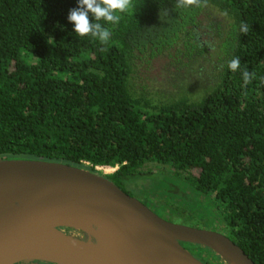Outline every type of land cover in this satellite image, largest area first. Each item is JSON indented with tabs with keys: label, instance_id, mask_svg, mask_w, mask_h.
Instances as JSON below:
<instances>
[{
	"label": "trees",
	"instance_id": "trees-1",
	"mask_svg": "<svg viewBox=\"0 0 264 264\" xmlns=\"http://www.w3.org/2000/svg\"><path fill=\"white\" fill-rule=\"evenodd\" d=\"M132 4L118 24L101 21L103 45L74 33L77 0H0V158L117 166L107 177L125 192L145 164L170 166L214 195L225 234L264 264V0ZM208 8L224 16L210 25L214 60L197 35ZM164 52L209 62L200 89L152 95L136 84L139 65ZM233 57L257 79L244 86L242 69L227 67Z\"/></svg>",
	"mask_w": 264,
	"mask_h": 264
},
{
	"label": "water",
	"instance_id": "water-1",
	"mask_svg": "<svg viewBox=\"0 0 264 264\" xmlns=\"http://www.w3.org/2000/svg\"><path fill=\"white\" fill-rule=\"evenodd\" d=\"M254 264L226 234L168 221L107 175L43 159L0 158V264Z\"/></svg>",
	"mask_w": 264,
	"mask_h": 264
},
{
	"label": "rangeland",
	"instance_id": "rangeland-1",
	"mask_svg": "<svg viewBox=\"0 0 264 264\" xmlns=\"http://www.w3.org/2000/svg\"><path fill=\"white\" fill-rule=\"evenodd\" d=\"M223 14L214 9H206L200 16V28L197 35L203 44H207L212 60L218 51L215 47L216 35L210 25L223 19ZM209 62L199 59L192 65L173 62L168 52L155 56L149 64L141 63L135 82L143 86L152 95L163 93L175 95L181 89L197 91L209 70ZM96 170L108 175L117 169L108 166H96ZM141 175L129 177L124 188L139 199L160 217L179 224L211 229L227 233L218 203L212 193L201 194L195 191L182 175L175 174L170 166L154 162L142 168ZM190 252L207 264H223L211 250L199 245H186Z\"/></svg>",
	"mask_w": 264,
	"mask_h": 264
},
{
	"label": "clouds",
	"instance_id": "clouds-1",
	"mask_svg": "<svg viewBox=\"0 0 264 264\" xmlns=\"http://www.w3.org/2000/svg\"><path fill=\"white\" fill-rule=\"evenodd\" d=\"M204 3L206 4L207 0H204ZM179 5L202 6L201 0H179ZM133 8L132 0H77V6L69 9L67 20L73 24V31L76 35L80 37L90 36L99 40L101 44L107 45L111 31L104 27L101 21L116 25L121 21L122 14H132ZM249 31L250 24L242 21L238 26V34H247ZM227 67L232 72L242 69L240 73L244 86L257 79L256 72L250 71L246 65L242 66L239 57L230 59ZM259 80L264 83V77H259Z\"/></svg>",
	"mask_w": 264,
	"mask_h": 264
},
{
	"label": "flooded vegetation",
	"instance_id": "flooded-vegetation-1",
	"mask_svg": "<svg viewBox=\"0 0 264 264\" xmlns=\"http://www.w3.org/2000/svg\"><path fill=\"white\" fill-rule=\"evenodd\" d=\"M141 175V174H138ZM127 191V190H126ZM128 192V191H127ZM126 192V193H127ZM129 193V192H128ZM130 195V194H129ZM132 196V195H131ZM18 264H49L47 262H43V261H31L30 263H18Z\"/></svg>",
	"mask_w": 264,
	"mask_h": 264
}]
</instances>
